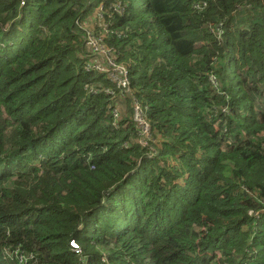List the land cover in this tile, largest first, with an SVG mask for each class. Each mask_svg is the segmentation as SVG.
<instances>
[{
    "label": "trees",
    "instance_id": "trees-1",
    "mask_svg": "<svg viewBox=\"0 0 264 264\" xmlns=\"http://www.w3.org/2000/svg\"><path fill=\"white\" fill-rule=\"evenodd\" d=\"M101 250L264 264V0H0V264Z\"/></svg>",
    "mask_w": 264,
    "mask_h": 264
},
{
    "label": "built area",
    "instance_id": "built-area-1",
    "mask_svg": "<svg viewBox=\"0 0 264 264\" xmlns=\"http://www.w3.org/2000/svg\"><path fill=\"white\" fill-rule=\"evenodd\" d=\"M23 2V0H21ZM88 39L86 41L87 47L94 53L98 55H104L105 50L103 48V44L101 41V37L99 39L95 38L92 34L88 33L87 35ZM107 53V52H106ZM105 64L108 68H110L113 72V75H109V78L114 82L117 88L121 89L122 91H126L128 89V73L126 69L122 66H116L113 61L106 56L104 58ZM92 64V63H91ZM93 70L104 75L108 73V70H105V66H103L99 62H93L92 66ZM136 104V103H134ZM143 114H141V111L139 110L138 106L134 107V113H133V121L138 124L139 129L141 130L142 134L149 137L148 135V126L143 120ZM143 146H146L145 143H142ZM70 246L73 248V251H78L77 245L72 241L70 243Z\"/></svg>",
    "mask_w": 264,
    "mask_h": 264
},
{
    "label": "rangeland",
    "instance_id": "rangeland-1",
    "mask_svg": "<svg viewBox=\"0 0 264 264\" xmlns=\"http://www.w3.org/2000/svg\"><path fill=\"white\" fill-rule=\"evenodd\" d=\"M76 254H80V249L78 250V251H74ZM100 254H101V260H102V262L103 263H105V264H108L109 263V259H108V255L110 254V253H108L107 252V250H101L100 251Z\"/></svg>",
    "mask_w": 264,
    "mask_h": 264
}]
</instances>
